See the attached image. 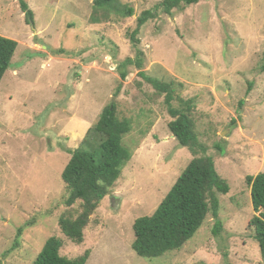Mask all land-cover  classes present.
<instances>
[{"label": "rangeland", "instance_id": "374dc122", "mask_svg": "<svg viewBox=\"0 0 264 264\" xmlns=\"http://www.w3.org/2000/svg\"><path fill=\"white\" fill-rule=\"evenodd\" d=\"M0 0V36L17 49L0 82V264H32L46 240H62L86 264H264L253 239L247 176L264 173V0H199L141 28L136 18L162 0H117L131 17L93 9V0ZM142 52V69L134 63ZM192 99L198 141L212 156L228 194L217 193L221 231L209 212L180 250L144 259L131 249L132 226L150 216L194 157L168 130L164 95L139 72ZM125 73L126 78H121ZM129 119L132 153L100 202L80 245L61 233L62 171L107 105ZM199 156V155H198ZM30 223L21 236L17 229Z\"/></svg>", "mask_w": 264, "mask_h": 264}, {"label": "trees", "instance_id": "16d2710c", "mask_svg": "<svg viewBox=\"0 0 264 264\" xmlns=\"http://www.w3.org/2000/svg\"><path fill=\"white\" fill-rule=\"evenodd\" d=\"M199 0H162L153 9L144 10L136 18V28L129 34L134 48L138 44V34L142 27L161 12L169 15L182 6L196 4ZM24 13L26 22L34 25L33 12L25 0H17ZM117 0H93V9L108 14L115 12L121 16L131 17L133 10L117 7ZM17 49L14 40L0 36V82L11 65ZM142 52L136 51L135 61L128 59L142 69ZM264 60V58H263ZM264 72V61L260 67ZM139 76L154 90L164 95L165 105L172 120L167 127L178 145L194 156L158 207L150 216L137 218L132 226L134 239L131 249L136 256L154 259L167 252L180 250L202 226L207 214L211 212L216 220L213 234L221 231L218 219L219 200L217 193L226 195L230 190L228 182L216 171L214 159L207 154L206 146L198 141L195 122L192 116L194 101L177 98L178 106H173V89L170 84L153 79L140 71ZM125 79V73H121ZM129 119H118L114 104L107 105L101 111L97 122L91 126L80 147L71 152V158L61 174L65 188L62 203L64 212L58 217L61 233L74 244L80 245L84 240V230L90 217L100 202L119 180L122 170L132 157L123 145V138L131 131ZM199 155V156H198ZM246 183L250 188V197L254 216L249 227H253V239L257 242L261 259L264 260V173L247 176ZM25 223L17 229L20 237L29 227ZM62 240L52 236L46 240L32 264H86L90 251L70 259L61 254Z\"/></svg>", "mask_w": 264, "mask_h": 264}]
</instances>
